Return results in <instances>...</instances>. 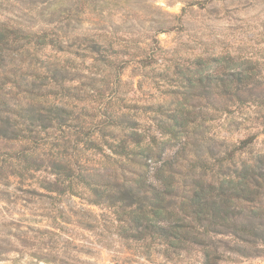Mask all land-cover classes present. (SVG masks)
<instances>
[{"label":"rangeland","instance_id":"obj_1","mask_svg":"<svg viewBox=\"0 0 264 264\" xmlns=\"http://www.w3.org/2000/svg\"><path fill=\"white\" fill-rule=\"evenodd\" d=\"M66 7L72 38L61 36L64 44L75 40L69 57L76 65L73 79L64 82V90L56 86L60 90L50 101L82 111L88 124L100 120L111 97L108 109L127 112L149 132L158 130L154 113L144 107L183 106L194 116L189 131L166 146L168 157L186 143L182 172L197 148L211 167L242 140L236 160L264 156V0H0V19L37 26L44 24L38 12L46 16ZM92 44L105 59L90 50ZM234 72L246 76L242 101L216 94L223 87L203 93L185 85L187 75ZM88 157L103 159L99 152ZM24 188L14 183L10 201L0 199V264H264V248L254 253L247 247L252 251L244 255L223 235L213 236L205 248L166 254L155 243L121 237L114 208L79 195L52 202Z\"/></svg>","mask_w":264,"mask_h":264},{"label":"trees","instance_id":"obj_2","mask_svg":"<svg viewBox=\"0 0 264 264\" xmlns=\"http://www.w3.org/2000/svg\"><path fill=\"white\" fill-rule=\"evenodd\" d=\"M38 15L44 24L37 26L0 19V199L10 201L14 183L52 202L79 195L89 204L114 208L121 237L155 243L166 254L188 246L205 248L216 235L233 239L244 255L252 251L247 247L254 253L263 249L264 156L236 160L235 152L245 147L242 140L211 167L197 148L188 171L182 172L186 143L166 157L168 141L188 133L193 121L191 111L179 105L144 107L154 113L157 132L141 128L125 111L108 109L111 97L100 120L85 124L82 111L49 100L60 90L56 86L64 90V82L73 79L76 64L69 47L75 40L64 44L61 36L72 38L70 8ZM88 47L105 59L96 44ZM185 80L203 93L223 87L216 94L245 98L241 88L247 80L240 72L187 75ZM94 152L103 159L92 161L88 153Z\"/></svg>","mask_w":264,"mask_h":264}]
</instances>
